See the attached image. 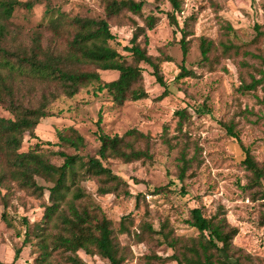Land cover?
Instances as JSON below:
<instances>
[{"label": "trees", "instance_id": "16d2710c", "mask_svg": "<svg viewBox=\"0 0 264 264\" xmlns=\"http://www.w3.org/2000/svg\"><path fill=\"white\" fill-rule=\"evenodd\" d=\"M101 1L105 17L71 15L54 0H0V106L12 115V118H0V195L5 209L10 206L15 191H23L43 202L42 223L31 226L24 219L27 226L24 244L27 245L30 235L34 234L35 246L40 251L34 264H86L80 252L99 256L106 264H126L128 253L120 235L130 233V230L124 222L119 229L115 227L101 200L109 195L115 198H132L134 195L129 182L107 163L112 160L125 164L154 161L155 137L138 128L123 135L106 134L101 127L102 113L97 122L100 147L94 155L84 153L85 137L73 126L58 130V150L37 144L22 151L26 135L36 138L37 127L43 119L53 116L51 106L62 97H74L91 87L95 93L107 91L116 105L146 99L149 93L145 87L144 64L153 69L157 82L167 87L161 66L163 62L172 61L171 57L165 53V47L158 56L148 50L147 32L159 25L161 16L146 15L144 0ZM156 1L159 13L166 15L174 34L180 35L178 42L183 64L179 78L190 76L192 73L184 63L191 48L189 37L193 31L190 19L183 24L179 20L184 11L183 1ZM165 2L171 4V11L160 8L159 4ZM38 4L45 5L44 16L48 21L24 35L23 30L11 21L14 12L17 8L31 11ZM129 22L134 26V32L130 45L123 47L126 54H122L112 44L116 40L112 23L127 25ZM263 27L255 25L256 38L242 44L238 42L237 30L231 23L224 22L218 40L199 37L201 62L214 65L223 58L237 63L241 82L238 89L242 94L264 87V52L251 49L256 40L264 37ZM107 70L118 71V78L105 81L101 71ZM166 93L167 90L164 95ZM194 110L198 115L206 112L200 106ZM176 115L179 117V134L170 138L166 128L161 138L171 150H178L177 177L184 182L198 161V147L192 153L186 140L189 135L184 126L191 117L188 109L178 110ZM226 126L246 153L243 165L250 173L248 188L260 190L264 200V163L243 145L232 124ZM41 181L51 185L45 186ZM163 189L161 187L157 192ZM3 190L6 192L2 195ZM185 224L196 229L198 235L177 234L169 218L162 222L159 231L152 224L144 223L140 233L136 234L138 243H142L146 235L151 240L158 235L163 238L160 243L173 251L166 257L153 253L145 257V263L264 264L260 258L255 259L235 245L239 228L229 223L223 207L207 216L202 207L196 206L190 209ZM21 253L22 249H17L10 264H15ZM0 264L8 263L0 259Z\"/></svg>", "mask_w": 264, "mask_h": 264}, {"label": "rangeland", "instance_id": "374dc122", "mask_svg": "<svg viewBox=\"0 0 264 264\" xmlns=\"http://www.w3.org/2000/svg\"><path fill=\"white\" fill-rule=\"evenodd\" d=\"M144 1L146 15L154 13L161 16L159 25L147 32L148 50L150 54L158 56L165 47V53L171 57L172 61L163 62L161 66L167 87L160 85L153 75V69L144 64L145 87L149 93L146 99L116 105L107 91L95 93L91 87L81 90L74 97H62L51 106L53 116L43 119L37 127L36 138L26 135L22 151H28L37 144L45 149L58 150V130L73 126L85 137L84 153L94 155L100 147L97 136L100 113L102 131L106 134L123 135L132 128H138L156 139L154 161L125 164L112 160L107 163L116 174L129 182L134 196L115 198L109 195L101 200L115 227L119 229L124 222L130 230V233L120 235V241L128 253L126 264H147L145 257L153 253L162 257L173 253L160 243L163 238L158 235L153 240L146 235L142 243L137 242L136 234L140 233L141 226L146 222L159 231L162 222L169 218L177 234L197 236V230L185 224L190 209L196 206L202 207L207 216L223 207L229 223L239 228L235 245L264 263L262 192L255 187L248 188L250 173L243 165L246 153L228 133L226 126L228 123L235 127L243 145L263 164L264 87L260 86L246 95L239 92L241 82L237 63L221 58L214 65H205L201 62L199 42L201 36L218 40L224 22L231 23L237 30L239 43L254 40L257 35L255 25L264 26V0H182L184 11L179 15V20L183 24L187 18L190 19L193 31L189 37L191 48L184 63L192 74L182 78H179L183 64V53L178 42L180 35L174 34L166 15L159 13L156 0ZM54 3L61 5L62 10L71 15L105 17L101 0H54ZM159 5L164 11L172 10L169 2ZM44 10V4L36 5L31 11L17 8L11 21L26 35L47 23ZM192 17L195 19L192 20ZM112 26L116 35L112 44L126 54L123 47L130 45L134 26L131 22L127 25L112 23ZM141 41L145 44L144 37H141ZM251 49L264 52V37L256 40ZM101 75L105 81H112L118 78L119 73L107 70L101 71ZM165 90L167 93L164 95ZM196 106L203 107L206 112L196 114ZM185 108L191 115L184 126L185 133L189 135L186 140L191 145L192 153L198 147V161L182 182L177 177L178 150H171L161 136L166 128L170 138L179 134L176 112ZM0 118H12V115L0 106ZM47 143L52 145L48 146ZM41 183L51 185L45 181ZM161 187L164 189L157 192ZM5 192L3 190L2 195ZM41 203L23 191H15L10 206L5 209L0 195V259L3 262L12 263L17 249L21 248V257L15 264L35 263L40 251L35 246L37 239L34 234L30 235L27 245L24 244L27 230L24 219L31 226L42 223L44 209ZM123 218L127 219L123 221ZM80 255L86 264H106L99 256H89L84 252H80ZM55 256L59 259L57 253ZM255 262L259 263L257 260Z\"/></svg>", "mask_w": 264, "mask_h": 264}]
</instances>
